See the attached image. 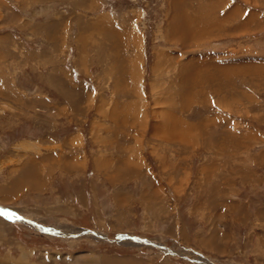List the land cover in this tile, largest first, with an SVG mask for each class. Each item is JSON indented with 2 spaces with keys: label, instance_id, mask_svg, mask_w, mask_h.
Here are the masks:
<instances>
[{
  "label": "rangeland",
  "instance_id": "1",
  "mask_svg": "<svg viewBox=\"0 0 264 264\" xmlns=\"http://www.w3.org/2000/svg\"><path fill=\"white\" fill-rule=\"evenodd\" d=\"M21 1L0 0V177L37 187L0 191V264H264V0ZM212 195L235 208L199 215Z\"/></svg>",
  "mask_w": 264,
  "mask_h": 264
},
{
  "label": "crops",
  "instance_id": "2",
  "mask_svg": "<svg viewBox=\"0 0 264 264\" xmlns=\"http://www.w3.org/2000/svg\"><path fill=\"white\" fill-rule=\"evenodd\" d=\"M66 1V0H65ZM63 2H64V0H23V1H21V6L20 7H22V8H24V10H28L29 8H31V11H33V10H35L36 8H39V7H46L47 9H51V11L52 10H55L57 7L59 8V7H61L62 6V4H63ZM67 2H70V0H68ZM81 2V1H80ZM230 2V0H224V3H227L225 6L226 7H229V8H231L232 6L235 8V6L237 5L236 4V2L235 3H229ZM221 4V2H219L218 3V5H220ZM236 10V9H235ZM50 11V12H51ZM26 13H28V11L26 12ZM55 14V13H54ZM50 15H52V22H50V23H52V27H56L57 29L59 28L58 27V23H60L61 21H63V19L62 18H59L60 16H58V17H56L55 15H53V12L50 14ZM44 17H45V15H44ZM55 17V18H54ZM32 20H30V19H28L27 20V22H28V24H30V23H36V25H39L38 24V22L40 23V22H44V23H42V24H45L46 23V25H47V22H48V20L50 19V17L49 16H47L46 15V17H45V19L44 20H42V21H38V18H36V19H33V18H31ZM48 19V20H47ZM35 21V22H34ZM38 21V22H37ZM67 21V23H68V20H66ZM65 21V22H66ZM69 23H70V20H69ZM42 24H40V25H42ZM57 31H55V33H56ZM31 33V36L32 35H34L32 32H30ZM6 37H3V38H1V40H4V41H9V40H6L5 39ZM77 51H78V53H79V49H76ZM76 64H77V66H78V60L76 61ZM78 69H79V67H78ZM35 70H38V67L35 69ZM65 79V78H64ZM74 79H72V81H73ZM65 82V84H64V89L66 90H71L70 88V86L72 85V84H74L75 82L73 81V83L69 86V81L67 82V80H65L64 81ZM63 82V83H64ZM61 84H62V82H60ZM49 85V84H48ZM53 85V84H52ZM51 85V86H52ZM60 86V85H59ZM67 86H69V87H67ZM53 87V86H52ZM72 96V95H71ZM77 99V98H76ZM74 100H75V97H74ZM76 101V103L74 104L75 106H77L78 105V103H79V100H75ZM78 101V102H77ZM106 150H112V148L111 147H108ZM118 150V149H117ZM99 151V150H98ZM31 163V162H30ZM21 163H19V164H12V165H9L8 166V170L7 171H5L4 172V174L0 177V191H1V194H2V192H4L5 190L4 189H6L9 193H11L12 194V198H16L17 196H21V194L24 192V191H27L28 189H34L35 187H37V185L36 184H34V181L32 180V178H31V176L30 175H35L34 174V170H32L33 172L31 173H29V172H27V171H25V169H24V167H23V165L21 164ZM30 165V164H29ZM32 166H34V167H37L38 166V163L36 164V165H32L31 164V166H30V168L32 167ZM28 175V176H27ZM35 178H37V177H35ZM206 179H208L209 180V178H206ZM37 181H38V179H37ZM8 182V183H7ZM39 182V181H38ZM41 185H39L38 186V188L40 187ZM5 187V188H4ZM4 191H3V190ZM0 199H2V200H6V198L3 196V195H0ZM211 201L213 202L212 204H211V206L209 207L211 210H209V208L207 209L208 211H206V212H200V214L199 215H203V216H208V215H212L213 216V219H214V221H216L215 219H216V217L218 216L219 217V215H223V214H227L228 213V208L230 207L231 208V206L230 205H232L231 203H229L228 202V200H225V198L224 197H215V196H213L212 195V197H211ZM218 199L219 200H224L223 201V203H219V201H218ZM194 204V206H196V204L195 203H193ZM209 204V203H208ZM193 205L191 206V208H192V210H194V207ZM213 206V207H212ZM235 206V205H234ZM232 207V208H235V207ZM231 208V209H232ZM253 216H254V221H256V222H258V223H264V204L263 203H260L259 205H257L256 206V208H255V212H254V214H253ZM258 226V225H257ZM264 228V227H263ZM262 228V229H263ZM255 230H258V229H255ZM262 243V242H261ZM256 247H259L260 246V244L259 243H257L256 245H255Z\"/></svg>",
  "mask_w": 264,
  "mask_h": 264
}]
</instances>
